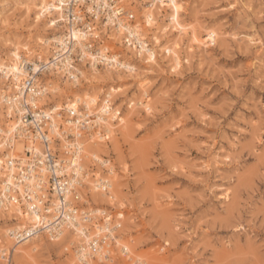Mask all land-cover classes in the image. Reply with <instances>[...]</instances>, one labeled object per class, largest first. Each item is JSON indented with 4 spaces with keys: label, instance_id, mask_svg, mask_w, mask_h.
Returning <instances> with one entry per match:
<instances>
[{
    "label": "rangeland",
    "instance_id": "374dc122",
    "mask_svg": "<svg viewBox=\"0 0 264 264\" xmlns=\"http://www.w3.org/2000/svg\"><path fill=\"white\" fill-rule=\"evenodd\" d=\"M38 1L0 0V62L10 63L12 42L26 44L20 53L24 59L49 55L44 51L47 45L38 44L37 38L53 37L58 27L46 30L50 17L36 24ZM118 1L132 13L129 23L136 22L134 27L143 32L153 61L146 55L144 60L126 56L130 49L125 48L123 34L101 27L100 38L134 70L125 71L124 65L120 70H98L96 78L101 81H94L90 69L82 74L85 82L75 87L50 73L38 80L47 91L54 81L64 92L44 95L46 104L41 106H61L57 123L64 126L63 106L75 99L74 93L98 94L101 104L109 89H116L108 99L117 120L106 119L114 137L107 133L108 143L95 137L83 141L88 147L86 164H92L93 157L109 158L105 167L118 196V202L110 205L93 201L91 183L84 191L97 210L90 215L92 223L99 224L96 230L104 232L100 227L109 214L114 234L111 257L94 258L88 264H260L264 260V0H176L178 21L187 33L170 24L166 0ZM152 3L154 23L149 24L144 13ZM210 29L218 32L214 44L192 42L193 32L205 38ZM174 54L179 66L174 65ZM141 81H148L142 91ZM6 85L0 76V91ZM0 101L3 129L15 118ZM140 101L151 109L145 111ZM2 174L4 169L0 183ZM11 217L0 212V252L12 249L11 264H77L68 231L59 245L45 234L17 243L6 230L26 225L27 218ZM89 227L93 230L94 225ZM122 245L127 251L121 250ZM0 264H5L1 253Z\"/></svg>",
    "mask_w": 264,
    "mask_h": 264
},
{
    "label": "bare ground",
    "instance_id": "6f19581e",
    "mask_svg": "<svg viewBox=\"0 0 264 264\" xmlns=\"http://www.w3.org/2000/svg\"><path fill=\"white\" fill-rule=\"evenodd\" d=\"M59 1L61 0H39L38 3L35 4L34 21L36 22V24L43 21L46 17H50L48 18L46 23V30L57 29L55 19L51 18V15L53 13H58V16L60 15V12H58L59 7L56 4ZM153 1L161 2L162 0ZM119 2L120 1H118V3ZM166 2L167 5L171 8L170 24H172L173 28L175 29H178L179 27L182 33H187L185 28L181 27L178 21L179 8H177L176 0H166ZM104 6L108 10L106 22L103 23L99 29L101 30L103 27L107 28L108 25L115 24L116 29L113 30V34L120 32V34L118 35H121L123 34L122 32L124 30L127 32V44L125 45V48L127 49L128 47L130 51H125L126 56L131 57L133 54L136 58L139 57L144 60V57L146 55L148 61H153L155 56L153 51L150 50L152 48L148 47L144 40L141 38L143 32H141L140 29L134 27L137 25L136 22L134 24H130L129 18L125 19L126 17L123 18L124 16L119 15L121 9L127 11L128 13L131 12H129L124 5H120L121 8H118L114 7L111 4L104 3ZM153 8L154 4L152 3L146 7L144 13L146 21H148L149 17H151V24L154 23L152 12ZM26 11L31 12V8L27 7ZM59 31L60 29L58 28L56 34H54V36L51 38H37L38 44L47 45L48 48H46L48 50L44 51H47L49 55L43 57H39L37 55L34 61H31V59H24L22 58L20 53L22 50H26L28 48L26 44L20 45L19 43L12 42L11 51L9 53L10 63L5 64L0 62V76L3 78V81H5V83L7 84L6 87L2 88L3 90L0 91V98L5 108L8 107V109L15 118V121L6 122L5 127L3 129L0 128L2 140V143H0V154L6 151L4 155H0V173L4 169V174H2V181L0 183V212L6 211L7 214L12 216L10 220H15L20 217L23 219L27 218L25 219L27 223L26 225L21 224L19 226H16L13 231L6 230V234H9V236H14V240L17 243L23 242L25 244L26 242L30 241L29 239L31 238H34L40 234H45L51 239H57L58 242L56 244L59 245L60 243H62V241H64V236L67 233L64 231H68V233L72 235L68 244L72 245L77 264H88L90 261H93L94 258L103 261L111 257L110 250L111 245L114 243V234H112L113 228L109 227V221L111 220V216L109 214H107L105 217V224L100 227V230H103L104 232L99 233V231L96 230L95 226L99 224L92 223L93 216L90 217L91 213L94 210L92 208L93 203L88 199L87 192L84 191L88 190L89 183H91L93 185L91 187L93 201L95 202L97 199H100V202L101 200H105L110 205H113L115 202H118V196L116 194V189L113 184L109 183L110 172L105 167V160H109V158L106 156H101V159L103 161L102 162L99 161V159H95V157H93V163L89 165L86 164L83 160V156H85V158L88 156V147H83V141H93L95 137L96 141L99 143H108V134H110L111 139L112 137H114L112 129L109 128V126L106 124V119L107 116H109V119H111L112 122H115L117 120L116 115L118 114L114 115V113H112L111 103L108 99V97L111 96V94L116 91V89L111 87L108 93L106 94L107 98H104L101 104L97 103V100L99 99L98 94H91L84 90L81 91L80 94L74 93L75 99H73L70 104H64L63 106V109L67 114V116L64 118V123L66 124V126H64L62 123H57L59 118L61 119L62 116L60 112L62 111L61 106L54 105L49 108H42L43 110L40 111L41 113L46 114L48 117L49 121L46 124V128L48 130V136L51 139V146L59 149L60 160H62V163H64L65 165L64 167L56 168L55 172L63 173V171L71 167L73 172L79 174L81 178V180L76 185L67 181V187L63 188V194L65 196V199L68 198V206L65 207V210H63V217L57 224L53 223L52 214L48 215L42 212L43 201L45 200H49V206H47V209L54 211L57 210L58 207V201L57 196L55 195V191L54 197L52 196L50 199H46V197L49 196L47 183L48 167H42L43 171L40 174V178H35L32 168L29 167L30 169L28 168L25 171L23 168H20V166H22V163L26 162L25 150L28 149L29 151H40L41 143L38 141V139L33 138L32 135H26L25 128L23 127L24 125H22L23 120L21 118L23 114V106L19 101V97L22 95L21 90L19 88V84L21 82L22 77L27 73V69L29 67L28 64H31L33 67L32 70L35 71L37 70V67L39 65L38 61L48 60L53 46L52 41L55 45L57 41H60V37L58 35ZM93 34L96 35L97 32H93ZM217 36L218 32L213 29L207 31L205 38H203V36L200 37L198 34H195L193 32L192 42L194 44H199L202 41L206 42L207 44H214L216 42ZM74 37L78 40L80 38V36L76 34V32L74 34ZM133 39H137V50L135 49V47H131V41ZM153 39L156 45H160L161 40L159 39V37L154 36ZM157 41H159V43H157ZM141 43L144 46L143 51H141ZM99 47L100 54H98V56L100 58L102 57V62L104 64L101 68H96L94 64H92L91 68L81 70L78 74L79 76L75 77L72 75L73 81L68 79L69 77L64 78L61 74L55 72H49L50 74L48 76H59L60 78H63L64 81H67L69 84H72L75 87L78 86L79 82H85V79L82 78V74L85 72H89L90 69L94 81H101L100 79L96 78L98 70H120L125 68V71H128L127 69L134 70L133 67H130V65H133L129 62V60L123 58V56L117 51L111 49V54L107 55L105 53V49L109 50V44H107L104 40L102 41V44L99 45ZM192 49L193 48L189 46V50ZM173 59L174 65L179 66V58L176 54L173 55ZM125 64L128 66H126ZM123 65L125 66V68ZM106 75L108 77L110 76V74L108 73ZM39 78L40 77L38 76L37 80H39ZM147 82L148 81H141L139 83L141 91L142 89H144ZM43 84L44 83L40 81L38 85L31 87L27 94L24 96L25 101H27L31 106L35 108H41V106H45L46 100L45 98H42L44 95L49 94V92L57 93L59 95H62L64 93L60 89V87L56 83H54V81H50V88L48 89V91L47 88L43 86ZM89 97L95 98L96 103L89 106V102L87 99ZM41 99L42 101L40 104ZM106 101L107 105L105 104ZM139 103L143 104L145 111H149L151 109V106L145 101H140ZM131 104L133 103L131 102ZM71 105H75L76 107L73 109L71 108ZM79 105L85 109V112H80ZM105 108H107V110H105ZM73 114L76 115L75 119H72ZM92 114H94L95 116V127H90L89 125H87L88 131H79V134L77 135L79 130L77 124V122H79L78 117H82L84 119L85 115L90 116ZM63 131H65L66 133H71L73 136H75L72 138L74 139L73 142H68L65 139L66 135H63L61 133ZM24 137L27 139V141L24 139ZM56 139L59 142H56ZM26 142L27 144H25ZM69 143L74 146V149L72 150L71 155L67 156V154H65L64 152V146L66 147ZM23 149L24 157L22 158L21 153L23 152ZM61 168L63 169L62 171L60 170ZM9 180H11L10 184L8 183ZM15 190H18V192L15 193ZM26 191L34 192L35 194L37 193V197H35V195H29V200L33 202L31 204L24 199ZM38 191H40V196H38ZM17 196H21V200L24 205H21V202L17 199ZM94 212H97V210H94ZM37 217H39L40 219L37 220ZM117 217L121 218L122 215L119 213L117 214ZM35 224H41V226L44 227L45 230L41 231V229L43 228L39 227L38 230L32 232L30 227ZM89 225H94L93 230L89 229ZM60 236H62V239L59 238ZM99 239H102V242H104V244H100L98 242ZM65 249L68 248L65 246ZM127 249L128 247L126 245L121 246L122 251H127ZM10 250L12 249H2L0 252L2 258L5 260V264H7L8 258L12 259V252H9Z\"/></svg>",
    "mask_w": 264,
    "mask_h": 264
},
{
    "label": "built area",
    "instance_id": "2783aa9c",
    "mask_svg": "<svg viewBox=\"0 0 264 264\" xmlns=\"http://www.w3.org/2000/svg\"><path fill=\"white\" fill-rule=\"evenodd\" d=\"M104 3H108L113 5L114 7L121 8L118 0H61L56 4L59 7L60 15L58 13L55 14V22L57 27L60 29L59 37L60 41L56 42V45L53 44L52 41V49L51 54L47 61H38L39 65L37 70H32V65L28 64V69L26 76L21 80L19 84V88L21 90L22 95L19 97V101L23 106V127L25 128L26 135L30 134L33 138L38 139L41 143L40 151H29L25 150L26 153V162L22 163L20 168H23L24 171L29 167L33 169L35 178H40V174L42 173V167H48V175H47V183H48V191L49 196L46 199H50L52 196H57L58 207L57 210L47 209L49 206V200L43 201L42 212L48 215H53L52 221L54 224H57L60 219L63 217V210L67 207L68 198L65 199L64 189L69 183L78 184L81 180L80 175L74 173L72 168L69 167L67 170L63 171V173H56L55 169L59 167H64L63 161L60 160L59 157V149L51 146V139L48 136V130L46 128V124L48 123V117L46 114L41 113L42 108H35L31 106L27 101H25L24 96L30 90L31 87L38 85L39 82L37 80L38 76L41 74H47L49 72H55L61 74L64 78H68L73 81V76H79V72L81 70H85L91 68L92 64L96 68H101L104 64L102 62V57L100 58L98 54H100L99 45L102 44L104 38H100L101 30L100 26L106 22L107 16V8L104 6ZM120 16H124L123 18L132 19V13H128L123 9L120 10ZM131 24V23H130ZM116 29V25H108L107 28ZM78 34L80 36L79 40L74 37V34ZM93 32H97V34H93ZM146 45L149 47L148 42L144 36L141 37ZM123 42L127 44V32L123 31L122 36ZM131 47H135L137 50V39H133L131 41ZM104 51V50H103ZM102 51V52H103ZM105 53L107 55L111 54V50L105 49ZM95 58V59H94ZM80 112H85V109L79 105ZM96 111V110H94ZM37 112V113H36ZM40 113V114H38ZM76 115H72V119H75ZM82 117H78V133L79 131H88L87 125L90 127H95L94 114ZM63 135H66L65 139L68 142H73V136L71 133H66L65 131L61 132ZM56 142H59L56 139ZM65 154L71 155L74 146L70 143L67 146H64ZM29 168V169H30ZM22 169V170H23ZM63 170L62 168L60 169ZM59 170V171H60ZM58 171V170H56ZM68 171V172H67ZM20 183V182H19ZM73 186V185H72ZM15 193L18 190L14 191ZM38 191V196L39 195ZM25 200L30 204L33 203L29 200V195L36 196L34 192H25ZM70 196V195H69ZM17 199L21 202V205H24L21 200V196H17ZM42 224V222H41ZM41 224L32 225L30 228L32 232H35L39 229V227L43 228L41 231L45 230ZM50 224V223H45ZM52 225V224H51ZM100 244H104L102 239L98 240ZM106 242V241H105ZM7 264H11V259H7Z\"/></svg>",
    "mask_w": 264,
    "mask_h": 264
},
{
    "label": "snow or ice",
    "instance_id": "6c2138e0",
    "mask_svg": "<svg viewBox=\"0 0 264 264\" xmlns=\"http://www.w3.org/2000/svg\"><path fill=\"white\" fill-rule=\"evenodd\" d=\"M148 22H149V24L152 23V19H151V17H149ZM157 43H159V41H157ZM140 47H141V51H143V50H144V46H143L142 43H141ZM94 59H95V58H94ZM150 59H151V56H150ZM87 99H88V102H89V106H91L92 104H95V103H96L95 98L89 97V98H87ZM78 102H79V101H78ZM105 104L107 105V101L105 102ZM75 107H76L75 105H71V108L74 109ZM105 110H107V108H105ZM8 183L10 184V183H11V180H9ZM39 219H40V218L37 217V220H39Z\"/></svg>",
    "mask_w": 264,
    "mask_h": 264
},
{
    "label": "clouds",
    "instance_id": "9594fccd",
    "mask_svg": "<svg viewBox=\"0 0 264 264\" xmlns=\"http://www.w3.org/2000/svg\"><path fill=\"white\" fill-rule=\"evenodd\" d=\"M260 264H264V260L260 261Z\"/></svg>",
    "mask_w": 264,
    "mask_h": 264
}]
</instances>
